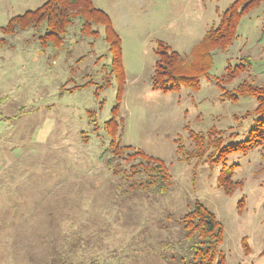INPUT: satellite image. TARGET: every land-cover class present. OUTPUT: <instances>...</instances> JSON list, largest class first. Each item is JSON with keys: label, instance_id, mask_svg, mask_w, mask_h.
<instances>
[{"label": "rangeland", "instance_id": "rangeland-1", "mask_svg": "<svg viewBox=\"0 0 264 264\" xmlns=\"http://www.w3.org/2000/svg\"><path fill=\"white\" fill-rule=\"evenodd\" d=\"M46 1L0 0V36L12 17ZM234 1L93 0L122 40L120 97L102 28L99 34L73 28L62 50L42 47L33 30L7 37L13 46L0 48V264H38L51 251L74 264H169L161 244L178 229L158 223L195 202L223 226L227 264H264V147L217 166L206 157L182 160L193 149L191 136L201 133L204 140L212 128L231 136L229 144L247 139L258 102L229 92L244 79L264 85V2L241 18L227 51L213 52L198 90L164 93L150 86L156 42L191 54ZM243 55L252 56L253 69L233 84L219 83ZM107 78L110 85L98 89ZM112 140L163 162L170 192L150 202L118 190L105 166ZM223 173L243 187L226 195L219 187Z\"/></svg>", "mask_w": 264, "mask_h": 264}, {"label": "trees", "instance_id": "trees-1", "mask_svg": "<svg viewBox=\"0 0 264 264\" xmlns=\"http://www.w3.org/2000/svg\"><path fill=\"white\" fill-rule=\"evenodd\" d=\"M263 2L264 0H235L221 14L218 24L205 33L193 52L187 56L180 55L166 42L157 41L154 50L155 67L150 78L151 89L164 93L181 91L183 88L198 90L202 79L208 77L212 68L213 52L227 51L237 37L241 18L250 9ZM42 26L45 28V33L39 34ZM73 28H80L83 33L91 34H99V29H103L104 38L109 46L108 51L112 56L109 65L110 78L115 76L119 80L118 97L122 96L125 83L122 40L114 29L110 16L95 7L93 0H47L36 9L12 17L8 24L1 28L0 48L13 46L7 39L8 36L33 30L34 37L39 40L42 47L51 46L55 50H62ZM251 69H253L252 56L243 55L237 65L229 64L226 72L216 80L219 83L233 84ZM109 85L110 79L107 78L106 84L98 89H104ZM229 93L233 99L249 95L258 102L253 114L255 120L247 139L229 144L226 141L231 136L217 135V130L212 128L210 137L204 140H201L203 138L201 133L191 136L193 149L186 151L189 155L182 157V160L190 159L191 156L206 157L207 161L217 166L233 154H246L255 148L264 147V85H252L248 79H244ZM118 108L119 105L113 109V113H117ZM115 121L113 117L111 122L113 125L116 123L115 128H117ZM176 142L177 152L182 156L184 144H180L178 140ZM130 148L122 146L115 140L111 141L110 157L105 159V166L118 179L115 187L127 197L150 202L159 196L167 195L172 188V178L166 165L139 149L130 150ZM222 175L219 187L226 195L231 196L243 187L242 182L233 180L231 173ZM242 202L243 200L241 204ZM171 223L178 229L177 237L163 241L161 244L163 256L169 264H227L226 254L221 249L224 240L223 226L202 204L195 202L176 217L167 213L158 224L160 227H167ZM38 264L74 263L51 251L50 257ZM89 264L103 263L100 260H92Z\"/></svg>", "mask_w": 264, "mask_h": 264}]
</instances>
